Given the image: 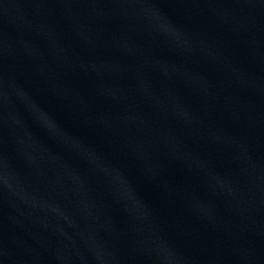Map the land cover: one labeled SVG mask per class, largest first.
<instances>
[{"label":"water","instance_id":"obj_1","mask_svg":"<svg viewBox=\"0 0 264 264\" xmlns=\"http://www.w3.org/2000/svg\"><path fill=\"white\" fill-rule=\"evenodd\" d=\"M0 264H264V0H0Z\"/></svg>","mask_w":264,"mask_h":264}]
</instances>
